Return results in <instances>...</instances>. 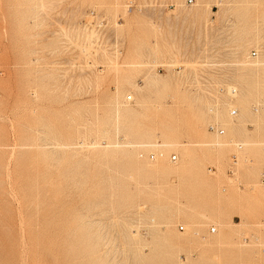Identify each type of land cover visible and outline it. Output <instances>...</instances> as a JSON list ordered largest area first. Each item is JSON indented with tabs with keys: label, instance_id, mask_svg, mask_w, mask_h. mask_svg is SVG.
<instances>
[{
	"label": "rangeland",
	"instance_id": "obj_1",
	"mask_svg": "<svg viewBox=\"0 0 264 264\" xmlns=\"http://www.w3.org/2000/svg\"><path fill=\"white\" fill-rule=\"evenodd\" d=\"M215 2L0 0V264H264V0Z\"/></svg>",
	"mask_w": 264,
	"mask_h": 264
},
{
	"label": "bare ground",
	"instance_id": "obj_2",
	"mask_svg": "<svg viewBox=\"0 0 264 264\" xmlns=\"http://www.w3.org/2000/svg\"><path fill=\"white\" fill-rule=\"evenodd\" d=\"M220 2H222V0H216L215 3L218 4V3H220ZM130 3L132 4L133 2H130ZM254 51H256V52H257V55H258V52H259V51H257V50H254ZM252 52H253V51H252ZM257 55L253 56L252 53H251V57H253V58H255ZM224 90H225V89H224ZM228 92H229L230 95H235V94H237V93H236V92H237V87H236V86H232V87H231V85H230V86H229V91H228ZM126 99H127L128 101H131V100H132V96H131V95H128V96L126 97ZM222 105H223V104H222ZM119 110H120V109H119ZM232 111H236V114H237V110L233 109V110H231V115H232ZM236 114H235V115H236ZM235 115H232V116H235ZM204 117H205V116H204ZM116 119H117V118H116ZM205 119H206V118H205ZM198 120H200V119L198 118ZM199 123H200V122H199ZM201 123H203V122L201 121ZM196 125H197V124H196ZM198 125H199V124H198ZM202 125H203V124H202ZM200 126H201V125H200ZM200 126H199V127H200ZM203 126H204V125H203ZM211 127H214V126L212 125ZM211 127H210V128H211ZM151 129H152V128H151ZM196 129H197V128H196ZM213 129H214V128H213ZM170 130H171V129H170ZM197 130H198V131H201L202 129L199 128V129H197ZM197 130H196V131H197ZM198 131H197V132H198ZM221 131H222V130H221ZM106 132H107V131H106ZM150 132H151V131H150ZM154 132H155V131L153 130V131L150 133V137L154 135ZM202 132H203V131H202ZM146 133H147V132H146ZM102 134H103V133H102ZM107 134H108V133H107ZM155 136H156V135H155ZM170 138H171V136H170ZM170 138H167V139H170ZM165 139H166V138H165ZM173 139H174V137H173ZM175 140H176V139H175ZM168 141H169V140H168ZM177 141H178V140H177ZM221 141H222V140H221ZM150 142H151V141H150ZM156 142H157V141H156ZM156 142H155V143H156ZM222 142H223V141H222ZM142 143H144V142H142ZM161 143H162V142H161ZM164 143H165V144H164L165 147H168V148H169V147L173 146L172 144L170 145V141H169V142H164ZM167 143H169V144H167ZM177 143H178V142H177ZM223 143H225V142H223ZM117 144H118V143H117ZM178 144H180V143H178ZM216 144H217V143H216ZM216 144H215V146H216ZM144 145H145V144H144ZM159 145H160V144H159ZM164 145H162V146H164ZM202 145H203V144H202ZM209 145H210V144H209ZM217 145H218V144H217ZM89 146H90V145H89ZM152 146H153V145H152ZM152 146H151V147H152ZM157 146H158V145H157ZM213 146H214V145H213ZM218 146H220V145H218ZM221 146H223V145L221 144ZM148 147H149V146H148ZM154 147H155V146H154ZM119 148H120V147H119ZM183 148H184V147H183ZM183 148H182V149H183ZM93 149H94V148H93ZM169 149H170V148H169ZM211 149H212V148H211ZM95 151H96V150H95ZM181 151H182V150H181ZM88 152H89V151H88ZM189 152H190V151H189ZM189 152H188V153H189ZM189 154H190V153H189ZM183 155H185V154H183ZM162 156H163V155H162ZM173 156H174V155H172V157H173ZM148 157H149L150 159H154L155 154H153V153L151 152V153L148 155ZM175 157H176V156H175ZM185 157L187 158V157H189V156L186 155ZM232 157H233V156H232ZM230 158H231V157H230ZM176 159H177V157H176ZM187 159H188V158H187ZM171 160H172L173 162H175V160H173L172 158H171ZM188 160H189V159H188ZM146 163H147V162H146ZM153 164H154V163H153ZM149 165H150V164H149ZM156 165H157V164H156ZM131 166H132V165H131ZM151 167H152V165H151ZM146 168H147V167H146ZM153 168H154V167H153ZM176 169H178V168H176ZM157 170H158V169H156V171H157ZM180 170H181V168H180ZM180 170L178 169V171H180ZM195 170H196V169H195ZM109 171H111V170H109ZM158 171H159V170H158ZM175 171H176V170H175ZM178 171H176V173H177ZM177 174H178V173H177ZM168 179H169V177H168ZM177 179H178V178H177ZM117 186H118V185H117ZM159 186H160V185H159ZM111 190H112V189H111ZM117 195H118V194H117ZM163 213H164V212H162V214H163ZM213 216H214V215H213ZM217 216H218V215H217ZM214 217H215V216H214ZM195 218H196V217H195ZM153 221H154V220H153ZM215 230H216V228H215ZM210 232H211V230H210ZM211 233H212V232H211ZM137 239H138V238H137Z\"/></svg>",
	"mask_w": 264,
	"mask_h": 264
},
{
	"label": "built area",
	"instance_id": "obj_3",
	"mask_svg": "<svg viewBox=\"0 0 264 264\" xmlns=\"http://www.w3.org/2000/svg\"><path fill=\"white\" fill-rule=\"evenodd\" d=\"M188 3H189V4H192V3H193V0H188ZM100 20H101V21H100ZM100 20H99L100 22H98V24H97L96 21H95V25L97 24V27H98L99 29L102 28V25L104 26V20H105V19H100ZM252 55H253V56L257 55V52H256V51H253V52H252ZM235 114H236V111H232V115H235ZM213 128H214V127H211L210 130L214 131L215 129H213ZM172 159H173V160H176V157L173 156ZM179 228H180V230H184V227H183V226H180ZM211 232H212V233H215V232H216L215 227H211Z\"/></svg>",
	"mask_w": 264,
	"mask_h": 264
}]
</instances>
